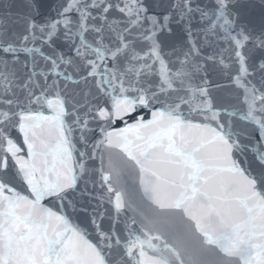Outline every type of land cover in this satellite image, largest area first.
I'll return each mask as SVG.
<instances>
[{"label":"snow or ice","instance_id":"6c2138e0","mask_svg":"<svg viewBox=\"0 0 264 264\" xmlns=\"http://www.w3.org/2000/svg\"><path fill=\"white\" fill-rule=\"evenodd\" d=\"M0 264H264V0H0Z\"/></svg>","mask_w":264,"mask_h":264}]
</instances>
